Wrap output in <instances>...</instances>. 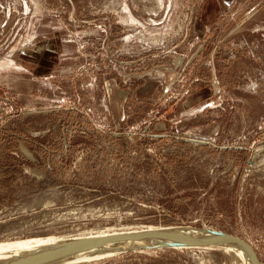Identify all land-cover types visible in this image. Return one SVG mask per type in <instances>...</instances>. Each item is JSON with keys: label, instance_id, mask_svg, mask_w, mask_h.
Listing matches in <instances>:
<instances>
[{"label": "rangeland", "instance_id": "obj_1", "mask_svg": "<svg viewBox=\"0 0 264 264\" xmlns=\"http://www.w3.org/2000/svg\"><path fill=\"white\" fill-rule=\"evenodd\" d=\"M178 225L264 264V0H0V245Z\"/></svg>", "mask_w": 264, "mask_h": 264}, {"label": "water", "instance_id": "obj_2", "mask_svg": "<svg viewBox=\"0 0 264 264\" xmlns=\"http://www.w3.org/2000/svg\"><path fill=\"white\" fill-rule=\"evenodd\" d=\"M193 229L201 230L200 235L191 232ZM227 242L242 246L248 251L254 264H259L253 247L238 236L208 227L179 225L170 226V228L165 226L158 229L86 235L45 246L37 252L16 258L5 264H69V262L79 264L77 263L79 260L73 257L78 254L100 252L101 257H96L98 259L95 260H102L133 251L178 247H215Z\"/></svg>", "mask_w": 264, "mask_h": 264}, {"label": "bare ground", "instance_id": "obj_3", "mask_svg": "<svg viewBox=\"0 0 264 264\" xmlns=\"http://www.w3.org/2000/svg\"><path fill=\"white\" fill-rule=\"evenodd\" d=\"M193 230H196V231H193ZM193 230H191V232H194L200 235L199 233L201 232V230L199 229H193ZM101 234H105V233H101ZM56 240L57 239H52V240H49L48 242H39V243L18 242V243H9V244L0 245V264H5L16 258L31 254L33 252H37L40 249L44 248L45 246H50L52 244L62 242V241H56ZM34 242H37V241H34ZM188 248H192V247H188ZM218 248L221 249L222 251L230 252L238 256L239 260L241 261L240 264H254L248 251L238 244L227 242V243H224L218 246ZM73 257H76L75 258L76 260H79V261L82 260L81 262H77V263H85V262L96 261L95 259H98L96 257H101V253L95 252L93 254H78ZM75 263L69 262V264H75Z\"/></svg>", "mask_w": 264, "mask_h": 264}]
</instances>
